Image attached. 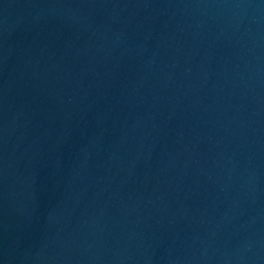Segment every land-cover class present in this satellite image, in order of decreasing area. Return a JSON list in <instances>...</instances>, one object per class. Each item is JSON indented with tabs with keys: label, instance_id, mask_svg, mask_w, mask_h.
<instances>
[{
	"label": "water",
	"instance_id": "1",
	"mask_svg": "<svg viewBox=\"0 0 264 264\" xmlns=\"http://www.w3.org/2000/svg\"><path fill=\"white\" fill-rule=\"evenodd\" d=\"M0 264H264V0H0Z\"/></svg>",
	"mask_w": 264,
	"mask_h": 264
}]
</instances>
